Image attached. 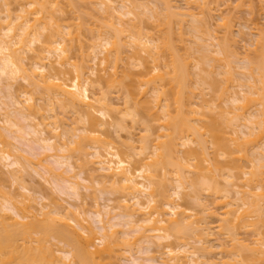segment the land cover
Instances as JSON below:
<instances>
[{"label": "bare ground", "instance_id": "6f19581e", "mask_svg": "<svg viewBox=\"0 0 264 264\" xmlns=\"http://www.w3.org/2000/svg\"><path fill=\"white\" fill-rule=\"evenodd\" d=\"M61 1L64 0H0V94L10 95L11 98L10 104L0 101L3 105H0V123L4 125L0 126V130L3 129L0 131V264H106L105 255L110 257V254L120 250L119 247H124L122 256L127 257L125 254L132 255L138 244V247L147 248V254H151L152 257L148 255L145 259L148 264H213L212 259L210 262V258H206L213 250L222 256V262H218L221 264H249L253 261L262 263L264 34L252 32L255 36L251 34L253 38L242 34L248 37V41L244 39L248 45L256 46L257 50L252 51L256 54L250 51L253 56L247 55L246 59L244 58L247 67L246 73H241V76L244 77L245 83L229 87L235 90L238 86L241 91H230L229 88L218 86V82H214L216 85L211 82L208 83L210 86L207 84V80L216 75L219 79L220 73L231 78L227 82L234 83L237 74L233 73L232 59L240 57L232 48L228 49V46H233V40L224 37L227 40L222 39L221 42V38L218 39L215 33V36L211 33L212 30H209L210 34H202V37V30L198 25L200 22H196L195 26L194 22L199 20L192 10H203L206 0H184L185 6L175 4L176 0H146L147 3L153 4V9L148 4L139 5L140 3L133 0H122L121 3L118 0L119 3L114 0H65L66 7L74 8L72 11L75 14L83 11L80 9L82 6L88 8L89 5H94L92 8L99 10L100 15H107L105 17L108 22L107 18L102 19L103 22L106 21L105 25L102 26L101 21L99 25L96 24L99 30L94 29L98 30L95 31L98 33L92 43L90 39L85 38V28H88V25L80 16L79 20L86 26L81 24L78 27L83 25L84 30L76 25L72 28L70 24H59L56 14L61 12V9H58ZM157 3H161L163 7L155 6ZM16 5L20 7L19 13L17 10L14 13L15 10L12 9ZM137 10L141 13L150 11L152 19L162 20L163 23L159 22V26L168 29L164 42H161V39L159 42L149 33L148 36L145 29H139L138 26L143 24V20L139 19L142 15L138 17L135 12ZM185 18L189 20L186 21ZM139 21L141 24L137 23ZM185 22L187 27L192 24L189 25L192 29L188 33H196L197 40L203 42L209 37L208 40L211 39L213 43L207 42L213 47L217 43L219 48L215 50L208 47L209 44L200 42L196 53L199 51L200 58L204 61L195 63L196 67L193 63L197 60L193 56L196 53H192V57L188 55L190 50H195L188 49L190 45H187L188 56H183L184 59L175 46L176 39H172L174 35L171 33L175 32L172 30L175 28L172 24L175 23V26L179 27L176 32L183 38ZM223 25H228L232 33L227 21ZM206 35L208 36L205 37ZM224 40L226 42H223ZM182 42L185 43L184 40ZM85 45L91 52L89 58L81 55L82 58L76 61L72 50L79 46L80 53L87 57L86 52L89 50L86 51ZM204 48L215 52H206ZM203 50L208 54L202 53ZM210 54L215 56L211 57ZM221 56H224V59ZM221 58L223 60H220ZM98 66L102 69L100 72L97 71ZM134 68H138L140 72L133 70ZM202 74H205V77L202 78ZM232 74L235 75L234 79ZM193 75L199 76L201 80L192 78ZM189 80L194 81V84ZM239 80L243 81L242 78ZM20 81L26 83L25 87L22 86L24 89L20 86V90H15ZM241 81L236 80L238 83ZM191 84L194 86L191 87ZM91 88L97 89L96 93L93 94ZM211 88H218L219 92L210 90ZM115 90L121 94V99L123 97L126 112L121 111V115L124 120L129 118L136 124L138 119L150 115L152 117L149 118L155 117L153 120L159 125L154 128V124H150L155 121L150 122L149 118H145L149 122L145 123L146 134L140 137L139 147L136 146L137 141L135 142L132 132L126 133L124 150L119 147L121 143L109 140L110 128L118 135L126 129L123 122L118 121L120 112L112 96ZM205 90L214 95L212 98L216 97L217 100L211 98V101H214V107H218L219 111L216 110V113L220 112L219 115L213 113L214 107L209 106ZM149 94L154 97L150 99ZM198 100H202V103ZM169 101L174 102V105ZM216 102L219 105H216ZM254 103L262 107L258 113ZM57 105L74 113L78 117V123L83 125L82 128H73L71 125L66 128L67 125L63 123L65 120H59L58 114H54ZM175 105L176 113L170 109ZM222 105L225 108H222ZM139 108L145 109L140 111L144 112L143 118ZM254 111L256 114L252 115ZM174 113H178L179 119L175 115L172 116ZM23 121L29 124L24 127ZM152 127L159 131H152ZM244 128L248 132L243 133V130L241 133L251 138L247 142L251 148L248 144L240 143L243 137L239 136V130ZM153 132L157 133V136ZM29 136L33 137L32 141L27 139ZM10 138L30 146L32 156H25L18 146H11V143L7 142ZM33 142L37 143L41 150H49L51 153H34V147L31 146ZM88 148L92 152L88 153ZM256 151L260 153L257 154ZM255 155L257 158H253ZM223 157L226 158L228 170L219 161L223 160ZM51 160L67 169L60 172ZM246 163L250 170L245 169ZM40 168L44 172L42 175ZM28 169L36 174L38 170V175L43 176L46 183H50L52 179L62 182L65 185L63 189L66 190L62 192L71 193L80 203L69 204L72 208L58 204L53 199H49V204L43 203L47 199L43 192L40 191L42 195L37 198V187L27 182V174L30 176ZM89 172L97 174V177ZM87 173L92 174L89 175L91 186H83L79 181H86L81 179V175ZM219 178L223 180L220 181ZM168 183L170 187L167 186ZM96 186H108L106 188L116 190L115 193L119 191L122 197L116 205L101 207L102 209L95 207L97 209L94 213L99 224L97 228L87 218V199L90 196L81 193L82 188L90 190ZM220 186L224 187V190ZM15 188L18 193H14ZM167 189H170L171 194ZM201 192L218 198L216 197L215 201L212 196L214 201L208 204L209 201L202 199ZM219 198L222 203L218 202ZM183 200H190L188 204L193 203L192 200L196 201L202 216L195 214L192 208L188 209L190 207L181 206L183 203L179 201ZM214 202L217 203L213 204ZM195 204L192 206L196 207ZM219 205L223 211L218 214L216 212ZM212 208H216V212ZM210 218H217L220 232L215 228L217 226L215 229L211 227L216 220L211 224ZM115 219L117 222H114ZM213 229L215 233H211ZM240 229L251 230L257 241L255 242V238L254 241L248 239L244 244L246 240H240L237 235ZM212 234L222 235V238L226 235L229 237L222 239L218 236L219 239L214 235L212 239ZM186 235H192L189 236L191 239ZM183 236L188 237L190 242ZM173 238L178 242L172 244L170 240ZM191 240H194L195 244L191 243ZM223 240L228 241L222 242ZM165 241L166 245L161 246ZM249 242L252 243L251 247ZM228 244L232 245H229L231 250H227ZM144 248L139 249L142 251ZM153 248L162 251L155 249L157 252L153 253ZM130 256L127 257V262H130L128 264H145L142 263L144 259Z\"/></svg>", "mask_w": 264, "mask_h": 264}, {"label": "rangeland", "instance_id": "374dc122", "mask_svg": "<svg viewBox=\"0 0 264 264\" xmlns=\"http://www.w3.org/2000/svg\"><path fill=\"white\" fill-rule=\"evenodd\" d=\"M106 1V0H105ZM114 1H117V0H114ZM120 3L121 2H123L122 0H118ZM117 1V2H118ZM125 1H127V0H125ZM132 1V0H131ZM133 1H136V2H138V4L139 5H144L143 3H145V4H148V6L151 8V9H153V4H151L150 2L149 3H147V1H149V0H133ZM151 1V0H150ZM181 0H176V2L177 3H175V4H177V5H179L180 4V6H185V3H186V1H184V0H182V2H180ZM184 1V2H183ZM187 1H190V2H193L194 0H187ZM118 2V3H119ZM180 2V3H179ZM181 3H183V4H181ZM130 4V3H129ZM129 4H128V6H129ZM192 4V3H191ZM66 5H67V3H66V1L64 0V1H61V6H59L60 8H58L61 12H57V21H59V24L60 25H63V24H70V26L72 27H74L75 28V25L77 26V28H79L78 26H80L81 24H84V23H81V21L79 20V16L82 18V19H84V21L86 22V24L88 25V28H85V32H86V35H87V37H85V38H88V39H90V41H91V43L94 41L93 40V38H94V36L96 35V33H98V32H95V31H98L99 29H98V26L97 25H99L100 24V21H101V25L103 26V25H105L104 23L107 21L108 22V18L107 17H105V16H107V15H105V16H102V15H100L101 13H99V10H95V9H93L94 8V5L92 6V5H89L90 7H86V6H82V7H80V9H83V11H79V12H81V13H77V14H75L74 13V11H72V9L74 10V8H72V9H70V7H66ZM159 4L157 3V5H155V6H158ZM100 6V5H99ZM159 6H161V7H163L162 6V4L160 3V5ZM93 7V8H92ZM96 7H98V5H96ZM101 7V6H100ZM130 7V6H129ZM132 7V6H131ZM17 8V9H16ZM20 9V7H17V5L16 6H14L12 9H14L13 11H14V13L16 12V10H17V12L19 13V9ZM160 7H158V9H159ZM98 9H100V8H98ZM156 10V9H155ZM76 11V10H75ZM141 11V10H140ZM136 12V14L138 15V17H141L140 15H142V17L141 18H139V19H142L143 21V24L142 25H140V26H138L139 27V29H145V31L147 32L146 34H151V35H153V37H155L156 39H158V41L160 42V39H161V42H164V39L167 37V32H168V29L165 27V26H162V25H160L159 26V22H161V23H163L162 22V20L161 21H156V20H154V19H152L151 18V12L150 11H146V13L145 12H142V13H144V15L141 13V12H139L138 10L137 11H135ZM192 12L195 14H197V18H198V20L199 21H195L194 23H198V22H200L198 25H199V27L201 28V36H202V34H204L205 32H209V30H212L213 32H211L212 34L213 33H215V35L216 36H218V39L219 38H221V39H219L221 42H222V39H225L226 37H227V39L228 40H233V46H228V49L229 50H231V48L234 50L233 52L234 53H236L237 52V56L238 57H240V58H237V59H232V67H233V73L236 75L237 74V78H236V80H238V81H241V80H239V79H241L242 78V80L244 79V77L243 76H241L242 74L241 73H243V75H244V72L246 73V68L245 67H247V65L244 63L245 62V57H247V55H251V56H253L254 54H256V53H254V52H252V51H254L253 49H256V46H254V47H250V45H248V39H246V38H248V37H246V36H243L242 34H244V35H248L249 36V38H253V36H254V34L253 33H262V34H264V0H206V6L204 7V9L203 10H199V9H194V11L192 10ZM17 13V14H18ZM78 15V16H77ZM90 15V16H89ZM83 16V17H82ZM78 17V18H77ZM104 17V18H103ZM147 19H146V18ZM77 18V19H76ZM105 18H107V20L106 21H104L103 22V20L102 19H105ZM100 19V20H99ZM191 19V21H194V19H192V18H190ZM223 19V20H222ZM127 20V19H126ZM137 20V19H136ZM185 20H186V18H185ZM187 20H189L188 18H187ZM186 20V21H187ZM225 21H227V23H229V26L231 27V31H232V33H230V29H228L229 27H227V26H225V25H223L222 26V24H224V22ZM103 22V23H102ZM141 21H139V22H137V23H140ZM174 22V21H173ZM176 22H178L177 20H176ZM189 22V21H188ZM79 23V24H78ZM98 23V24H97ZM165 23V22H164ZM187 22H185L184 24H183V26H185L184 28H183V30L182 29H180V30H182V36H184L183 38L180 36V33L178 32H176V31H179V27L178 26H175L176 24L175 23H173L172 25H174V29H172V30H174L173 32L174 33H171L170 31V29H171V26L169 25V27H170V31H169V33L168 34H173L172 36V39L174 40V39H176V40H174L175 41V46H176V48H178V51H180L179 53L182 55V57L183 56H188V55H190V57H192V53L193 54H195L196 53V49L197 48H199L198 46L200 45V42L201 43H206V44H209L210 42L211 43H213V41H211V39H210V41L208 40L209 39V37H207L208 35H206L205 37H207L208 39H206V38H202V39H206V41L205 40H203V42H202V40H197V37L195 36V34L196 33H188V32H191L190 30L192 29V28H190L191 26H189V25H192V24H189L188 25V27L190 28H188L187 27V24H186ZM190 23H192V22H190ZM193 23V24H194ZM197 23L195 24V26H197ZM86 24H84L85 26H86ZM97 24V25H96ZM141 24V23H140ZM179 24V23H178ZM180 26H182V25H180ZM225 26V27H224ZM72 27V28H73ZM82 27H83V25H82ZM82 27H80L81 29H82ZM144 27V28H143ZM199 27H197V28H199ZM79 28V29H80ZM178 28V29H177ZM225 28H227V30H228V32H227V30L225 29ZM94 29H98V30H94ZM100 29H101V27H100ZM105 28H103V30H104ZM208 29V30H207ZM73 30V29H72ZM82 30H84V29H82ZM205 30H207V31H205ZM101 31V30H100ZM105 31V30H104ZM102 32L103 33V35L105 36L106 34H104L105 32ZM133 31H136V30H133ZM132 31V32H133ZM138 31V30H137ZM136 31V32H137ZM144 31V32H145ZM193 31V30H192ZM83 32V31H82ZM186 32H187V34H186ZM253 32V33H252ZM84 33V32H83ZM46 34H48V33H46ZM149 34H148V36H149ZM190 34V35H189ZM199 33H197V35H200ZM209 34H210V32H209ZM251 34H253V36L251 35ZM85 35V34H84ZM186 35H188L186 38H185V36ZM214 35V34H213ZM214 35V36H215ZM127 36V35H126ZM166 36V37H165ZM178 37H180V38H178ZM199 37V36H198ZM203 37V36H202ZM225 37V38H224ZM255 37V36H254ZM171 38V37H170ZM182 38V41L184 40L185 41V43H183L180 39ZM163 39V40H162ZM169 39V38H168ZM167 39V40H168ZM227 39H225V40H227ZM247 40V41H245V40ZM196 40V41H195ZM223 41V42H226V41ZM251 40V39H250ZM85 41H87L86 39H85ZM169 41V40H168ZM168 41H165V42H168ZM170 41H171V39H170ZM169 41V42H170ZM181 41V42H180ZM195 42V43H193V42ZM205 41V42H204ZM207 41H209V43L207 42ZM216 41V40H215ZM231 41H229V43L231 42ZM88 42V41H87ZM89 43V42H88ZM90 43V44H91ZM170 43H174V42H170ZM84 44H86L85 42H84ZM226 44V43H225ZM250 44V43H249ZM189 47H188V46ZM215 46L213 47V45H210L209 44V46L208 47H210V48H213V49H215V48H218V46H217V43H215L214 44ZM227 45V44H226ZM229 45H231V44H229ZM86 46V45H85ZM174 46V47H175ZM186 47H188V49H194L195 51H192L191 52V50L189 51V53H188V55H187V51H186ZM204 47L206 48V45H204ZM37 48H38V46H37ZM88 48V46H86V51L87 50H89V49H87ZM200 48H203V47H200ZM204 48V49H205ZM127 49V48H126ZM219 49V48H218ZM198 50H200V49H198ZM206 50V49H205ZM205 50H203V52L202 53H205L204 51ZM212 49H210V51L208 50H206V52H215V50H212ZM257 50V49H256ZM73 51V52H72ZM71 52H72V54L75 56V59H76V61H79L78 59L81 57V55L83 56V57H85V58H89V56H90V54H91V52H90V50H89V52L87 53L86 52V54H87V57L86 56H84L82 53H80V48H79V46H76L75 47V49H73ZM250 51L252 52V53H254L253 55L250 53ZM84 52H85V50H84ZM195 52V53H194ZM257 52V51H256ZM206 54H208V53H205V55ZM211 55V57H214V56H212V54H210ZM193 56H195L194 57V59H197V60H195V62H193L194 64L195 63H199L200 61H204V60H202L200 57H201V54H199V51H197V53L195 54V55H193ZM218 56H220V55H218ZM101 57V56H100ZM190 57H188L189 59H190ZM202 57H203V55H202ZM210 57V56H209ZM217 57V56H216ZM221 57H223V59H224V56H221ZM256 57V56H255ZM82 58V57H81ZM184 58V57H183ZM199 58V59H198ZM245 58V59H244ZM253 58V57H252ZM185 59V58H184ZM189 59H187V61H190V60H193L192 58L189 60ZM209 59V58H208ZM215 59V58H214ZM217 59H219V58H217ZM222 58L220 59V60H223ZM244 61H243V60ZM55 60V59H54ZM53 60V61H54ZM82 60V59H81ZM80 60V61H81ZM240 60H242V61H240ZM238 61H240L239 63H237ZM164 62V61H163ZM165 62H168V61H165ZM184 62L185 63H187L185 60H184ZM209 62V61H208ZM215 62H217V61H215ZM221 62V61H220ZM220 62H217V63H220ZM191 63V62H190ZM214 63V62H213ZM221 63H224V61H222ZM237 63V64H236ZM200 64H204V63H200ZM208 64H210V63H208ZM192 64H190V66H191ZM213 65V64H212ZM222 65V64H221ZM223 65H225V64H223ZM197 65L195 64L194 65V67H196ZM203 66V65H202ZM208 66V65H207ZM214 66V65H213ZM206 67V66H205ZM216 67H218V66H216ZM220 67V66H219ZM222 67V69H224L223 68V66H221ZM245 68V69H244ZM137 69V71L139 70L138 68H134L133 70H136ZM163 69H164V67H163ZM166 69V68H165ZM164 69V70H165ZM206 70H208L207 68H205ZM209 69H211L210 67H209ZM100 70H102V69H100V67L98 66L97 67V71L98 72H100ZM169 69H167V71H168ZM195 70V69H194ZM211 70H213V69H211ZM210 70V71H211ZM217 70V69H216ZM219 70V69H218ZM196 71H198V70H196ZM221 71H223V70H221ZM234 71H237V72H234ZM135 73H138V72H140V71H138V72H136V71H134ZM194 74H195V71L193 72ZM216 73H218V72H216ZM216 73H214V74H216ZM99 74V73H98ZM197 74V73H196ZM201 74V73H200ZM240 74V75H239ZM220 75V77H219V79L218 78H216L217 77V75L213 78V79H210V80H207V84L208 83H212V84H214V82L215 83H217L218 84V86H223V87H225V88H229L230 86H236V85H238L239 86V84H241V83H245V81L243 80V81H241L240 83H238V82H236V80H234V83H232V81H231V83H229V82H227V80L228 81H230L231 80V78L228 76H224V75H222L221 73L219 74ZM226 75V74H225ZM235 75H233L232 74V79H234L235 77ZM194 76V75H193ZM197 76V75H196ZM196 76H194V77H192V78H195ZM202 78L203 77H205V74H202V75H200ZM222 76V77H221ZM95 78V77H94ZM197 79H199V81L201 80V78H199V76L198 77H196ZM227 78H230V79H227ZM96 79V78H95ZM197 79H195L196 80V82L198 81ZM215 79H218L217 81H215ZM92 80V79H91ZM212 80V81H211ZM221 80V81H220ZM189 81H192V80H189ZM198 81V82H199ZM227 83V84H226ZM236 83H238V84H236ZM22 84V85H21ZM26 83H24V82H21L20 81V83H18L17 85L18 86H16V88H15V90L17 89V90H20L21 88H22V86L23 87H25L24 85H25ZM192 84H194V81H192ZM191 84V87L192 86H194V85H192ZM197 84V83H196ZM211 84H208V86H210ZM214 85H216V84H214ZM21 86V88H19ZM197 86H199L198 84H197ZM196 86V87H197ZM226 86H228V87H226ZM238 86L235 88V90H234V88L232 87V88H229V90L231 91H237V92H240L241 90L238 88ZM24 88H22V90H23ZM207 89H209V87H207ZM214 89V88H213ZM212 88L210 89V90H213ZM195 90H197V89H195ZM214 90H216V91H218L219 92V90H218V88L217 89H214ZM90 91L94 94V93H96V91H97V89H93V88H91L90 89ZM117 90H115L114 91V93L115 94H112V96H114V98H115V100L113 101L114 102V104L116 105V106H118V111L120 112V114H119V116H118V118H119V122H123V124H124V126H126V129H125V131H121L120 133H119V135L116 133V132H114V129H111L110 128V134H108V136L110 135V139L109 140H111V139H113V140H115V142L116 141H118V143H121L120 145H119V147L121 146V148L120 149H123V148H125L124 146H123V143L126 141V139H127V132H132V134H133V136H134V138H135V142H136V146L137 147H139V145H140V143L141 142H139L140 140H141V138L143 137V135H145L146 133H144L145 131H144V128H146V126L145 125H147V124H145L146 122H152V120H153V118L155 119V117H153V118H149V117H152V116H148V117H145V118H149V121H147L148 119H145V118H143L144 117V112L143 113H141L140 111H142L144 108H142V109H140L139 108V112L141 113V115H143L141 118H143V119H138L139 120V122H137L136 124H134L129 118H127V119H123V115H121V111H124V112H126L125 110H124V102H123V97H122V99H121V94L119 93V92H116ZM206 91V100H208V104H209V106L211 107V108H213L214 107V104L215 103H213L214 101H211L212 99L213 100H217V99H215V98H212V96H214L213 94L211 95V92L210 91H208L207 92V90H205ZM247 91V90H246ZM5 92H7V91H5ZM12 92H14V89L12 90ZM197 92V91H196ZM222 92V91H221ZM118 93V94H117ZM13 94H15V92L13 93ZM244 94V93H243ZM6 94H0V101H2V103L4 102V103H6V102H8L9 104H10V100H11V98L8 96V95H6ZM120 95V96H119ZM5 96V97H4ZM245 96V95H244ZM9 97V98H8ZM150 99H152L154 96H153V94H149V96H148ZM241 97V96H240ZM239 97V98H240ZM7 98V99H6ZM113 98V97H112ZM212 98V99H211ZM255 98H256V96H255ZM9 99V100H8ZM223 99H226V98H223ZM222 99V101H224ZM242 99V98H241ZM219 100V99H218ZM202 101V100H201ZM200 100H198V102L199 103H202ZM242 101H245L244 99H242ZM212 102V103H211ZM219 102V101H218ZM218 102H216V105H219L218 104ZM2 103H0V105L2 104ZM7 103V104H8ZM117 103V104H116ZM169 103H173V105H174V102H171V101H169ZM221 103H223V102H221ZM244 103V102H243ZM252 103V102H251ZM170 104V105H171ZM255 104V103H254ZM252 105L253 107H255V105ZM124 105V106H123ZM225 105V104H224ZM2 107H3V105H1ZM56 106V105H55ZM223 106V105H222ZM221 106V107H222ZM226 106V105H225ZM225 106H223L222 108H225ZM227 106H230V105H227ZM239 106H241V105H239ZM251 106V107H252ZM176 107V105L175 106H171V110H173L172 112H174L175 111V108ZM215 109L213 110L212 109V111H213V113H215V114H220V112L219 113H216V110H218V107L217 106H215L214 107ZM256 110H257V112L256 111H254V113L252 114V112H250V114H252V115H255L256 113H258V111L259 110H261L262 109V107H259V106H257L256 105ZM261 108V109H260ZM68 109V108H67ZM227 109V108H226ZM71 110V109H70ZM170 110V111H171ZM177 110V109H176ZM253 110V109H252ZM255 110V109H254ZM143 111H145V109L143 110ZM184 111H186L187 112V110L185 109ZM215 111V112H214ZM219 111V110H218ZM239 111H241V110H239ZM250 111V110H249ZM248 111V112H249ZM55 112L56 113H54V114H58V118H59V120H61L62 121V119L63 120H65V121H63V123L65 124V125H67L66 126V128L69 126V125H71L73 128H76V127H80V128H82V126L83 125H80V123H78L79 122V120H77L78 119V117L76 116V115H74V113H72L71 111H69V109L66 111L65 110V108H60V105H59V107H58V105H57V107H56V109H55ZM65 112V113H64ZM147 112V111H146ZM241 112H244V111H241ZM241 112H239V113H241ZM247 112V113H248ZM256 112V113H255ZM175 113H176V111H175ZM175 113L174 114H172V116L173 115H175ZM178 114V113H177ZM175 115V117H179L178 115ZM186 114V113H185ZM140 114H139V116H138V118H140V116H141ZM146 115V114H145ZM187 115V114H186ZM213 115V114H212ZM245 115H247V114H245ZM183 116V115H182ZM184 117V116H183ZM182 117V118H183ZM216 117V116H215ZM248 118H250V116L248 117ZM145 119V120H144ZM179 119V118H178ZM153 121H155V120H153ZM158 122H162V121H158ZM22 124H23V126L25 127V126H27L29 123L28 122H22ZM152 124H154V125H152ZM157 124V121H155L154 123H151L150 125H152L154 128H156L157 126H159V125H156ZM80 125V126H79ZM156 125V126H155ZM0 126H2V127H4V125L3 124H1L0 123ZM152 127V131L154 130V132L157 130V129H154ZM159 128V127H158ZM77 129H79V128H77ZM1 130L3 131V129L1 128ZM0 130V131H1ZM28 130V129H27ZM109 130V129H108ZM244 130V132L243 133H247L248 132V130L247 129H241V130H239V136H242L243 138L240 140V143H242V144H248V146L251 148V145H249V143H247L248 141H249V139L251 140V138H249V137H246V136H243L242 135V131ZM157 131H159V130H157ZM4 132H5V130H4ZM153 132V134L155 135V136H157L155 133ZM160 132H163V131H161L160 130ZM3 133V132H2ZM5 134V133H4ZM108 136H107V138H108ZM155 136H153V138L155 137ZM120 137V138H119ZM141 137V138H140ZM27 139H29L30 141H32V139H33V137H27ZM253 139V138H252ZM112 140V142H114ZM125 140V141H124ZM124 141V142H123ZM7 142H10L11 143V146H18V148L20 149V151L22 152V154H24L25 156H28V157H31L32 155L31 154H33V152H31L30 151V146H28V145H26V143H24L23 145L22 144H20V143H18V142H16V141H14V140H12L11 138L9 139V140H7ZM9 143V144H10ZM251 144H252V142H251ZM13 146V147H14ZM31 146L32 147H34V153H46V154H50L51 152L49 151V150H47V151H43V150H41V148H40V146L39 145H37V143H35V142H33V144H31ZM141 146V145H140ZM0 148H1V146H0ZM90 148V147H89ZM87 149L86 151L89 153V152H92L91 151V149ZM212 148V147H211ZM88 150H90V151H88ZM124 150V149H123ZM255 150H257V149H255ZM254 150V151H255ZM20 152V153H21ZM257 152V154L258 153H260L259 151H256ZM253 154H256V153H253ZM256 154V155H257ZM254 156L253 158H257V156ZM219 159H221V157L219 158ZM224 161H225V159L226 158H222ZM252 159V158H251ZM89 160H91V158L89 159ZM223 160H219L220 161V163L224 166V167H226V169L228 168V165H227V161H223ZM256 160V159H255ZM52 164H54V166H55V168L56 169H58L60 172H62V171H64V170H66L67 168L65 167V166H58V165H56L55 163H54V161L53 160H51L50 161ZM80 163H81V161H79ZM229 163V162H228ZM226 164V165H225ZM248 163H246L244 166L246 167L245 169H248V170H250L249 169V167H248V165H247ZM89 165V164H88ZM87 165V166H88ZM90 167H93L92 165H90ZM248 167V168H247ZM39 169V168H38ZM85 169H87V167L85 168ZM91 170H92V168H90ZM89 169V170H90ZM193 169V168H192ZM225 169V170H226ZM29 170V169H28ZM88 170V169H87ZM228 170V169H227ZM40 173H41V175L42 174H44V172H42L43 170L40 168ZM191 171H193V170H191ZM247 171V170H246ZM87 172V171H86ZM40 173H38V170H37V174L34 172V171H32V170H29V175L30 176H28V174H27V177H28V179H27V182L29 181L30 182V184H33L34 186H35V188L37 187V193H39L38 195H37V198H38V196L39 195H42L41 193H40V191H42L43 192V195L47 198L46 200H44V202L43 201H41V200H39V201H41V202H43V203H47V204H49L50 203V200L49 199H53V200H55L56 202H58V204H63V205H65L66 207H68V208H72L71 206L73 205V204H79L80 203V201H77V199L71 194V193H69V192H66L67 194H64L63 192H65L66 190L65 189H63V188H65V185L62 183V182H58V181H55V180H51L50 181V183L48 182V183H46L45 182V179L44 178H42L40 175H38V174H40ZM89 173H93V172H89ZM89 173H87V174H82L81 175V179H85L86 181H83V180H79L80 181V183L83 185V186H91V183H90V180H89V175H92V174H89ZM162 173H164V171L162 172ZM161 173V174H162ZM93 176H95V177H97V174H95V173H93ZM44 177H46V176H44ZM168 178H171V177H168ZM222 178H219V180L220 181H222L221 180ZM167 180V179H166ZM171 180V179H170ZM165 182V181H164ZM171 182V181H170ZM167 183V182H166ZM39 184H41V185H39ZM220 184H221V186H223L222 184L223 183H221L220 182ZM225 184V183H224ZM42 185H43V188H42ZM164 185H166V184H164ZM33 186V187H34ZM168 187H170V185H169V183H168V185H167ZM220 186V188L221 189H223L224 187H221ZM225 186H226V184H225ZM106 187H108V186H106ZM100 188V187H98V186H96L94 189H90V190H87V189H85V188H82L81 189V193L82 194H86V196H88L87 194H89V198L87 199V202H88V204H87V218H88V220H89V222L91 223V224H93V226L94 227H98L99 226V224H98V218H97V216H96V214L94 213V211L99 207L100 209H102L101 207H105V206H109V205H116L118 202H119V200H121V198L122 197H120L121 195H120V193H119V191L117 192V193H115L116 192V190H112V189H110V188ZM164 188H166V187H164ZM41 189V190H40ZM225 189H228V188H226L225 187ZM64 190V191H63ZM109 190H111V191H109ZM168 190V193H169V191H170V189H167ZM190 190V189H189ZM224 190V189H223ZM8 191H9V189H8ZM13 191H14V193H18V190H17V188H15V189H13ZM63 191V192H62ZM191 193H192V189H191ZM203 192H201V194H202ZM167 194V193H166ZM169 194H171V193H169ZM207 194H209V193H203V196H202V199L203 200H205L206 202H208V204L210 203V202H213L214 200L216 201L217 200V198H218V196H215V198H214V196L213 195H207ZM168 195V194H167ZM213 196V199L211 198ZM49 197V198H48ZM217 197V198H216ZM40 198V197H39ZM87 198V197H86ZM233 198V197H232ZM221 198H219L218 199V202H220L219 200H220ZM49 200V201H48ZM223 200V199H222ZM162 201H164V200H162ZM188 202L190 201V200H187ZM193 201V203L192 202H190V203H192V205H194L195 203H196V201H194V200H192ZM227 200H225V202H226ZM188 202H186V200H183V201H179V203H183V205H181V206H183L184 208H187V207H190V208H188V209H190L191 210V208H192V211L195 213V214H197L198 216H202L201 215V213H202V211H200V209H199V207H198V204L196 203L195 205H196V207L195 206H192V205H190V203L188 204ZM238 202V201H237ZM176 203H178V201L176 202ZM215 203H217V202H214L213 204H215ZM220 203H222V202H220ZM69 204H72V205H69ZM96 204H99V205H96ZM204 204H206L205 202H204ZM219 204V203H218ZM217 204V205H218ZM238 204L240 205V203L238 202ZM237 204V205H238ZM189 205V206H188ZM216 205V206H217ZM64 206V207H65ZM209 206V205H208ZM214 206V205H213ZM95 207H97V208H95ZM182 207V208H183ZM210 207V206H209ZM212 207V206H211ZM222 206H220L219 205V207H218V210L216 209V208H212V209H216L217 210V212H216V210L214 211V212H216V213H222V211L223 210H221L220 208H221ZM104 209V208H103ZM201 209H202V207H201ZM203 210V209H202ZM198 212H199V214H198ZM210 219H212L211 221H209L210 223L211 222H214V220H216V222L218 223V224H216V222H214L213 224H214V226H211V227H215V226H217V227H215L216 229H219L218 227V225H219V222L217 221V218H210ZM256 220H251V222H255ZM114 222H117V219H115V221ZM212 224V223H211ZM214 228V229H215ZM213 229V231L211 232V233H215V230ZM263 229V228H262ZM261 229V230H262ZM241 231H240V233L239 232H237V235H239V239L240 240H246L245 242H244V244H246L247 243V241H248V239L249 240H255V242L257 241V238H255V237H253L254 236V234H253V232L251 231V230H249V231H247L248 229H245L246 231H244L243 229H240ZM219 232H220V229H219ZM218 232V233H219ZM214 235L215 234H212V236L211 237H213L212 239H214ZM186 236H191L192 237V235H186ZM215 236H217V238H219L220 239V237H218V236H221V238H222V235H215ZM184 237L183 236V238H187L188 240H189V242H190V239H191V237ZM226 238L227 237H229V236H225ZM225 237H223L222 239H224ZM182 238V239H183ZM225 238V239H226ZM255 238V239H254ZM176 238H173V239H171L170 240V242L172 243V242H178V240L176 241L175 240ZM187 239H184V240H187ZM193 239V238H192ZM219 239H217V240H219ZM228 239H230V238H228ZM183 240V241H184ZM51 241H53V239L51 240ZM219 241H221V240H219ZM225 240H223L222 242H224ZM228 241V240H227ZM227 241H225V242H227ZM230 241V240H229ZM54 242H56L55 240H54ZM169 242V241H168ZM252 242V241H251ZM251 242H249V245H250V247H251V245H252V243ZM53 243V242H52ZM191 243H193V244H195L194 243V240H193V242H192V240H191ZM228 243H230V242H228ZM168 244V243H167ZM172 244H174V243H172ZM214 244H217L216 242H214ZM227 244V243H226ZM254 244V243H253ZM137 245V244H136ZM140 244H138V246H139ZM164 245H166V241L165 242H163L162 244H161V246H164ZM229 245H231V244H228V249L227 250H229L230 249V247L232 246H229ZM118 246H120V245H118ZM136 247L135 246V251L133 250V252L134 253H132V255L131 254H125V256H127V257H129L130 255L131 256H135V258H141V259H144L143 261L144 262H142V263H145V262H147V261H145V259H147V257H149L148 255H150L151 256V254H147V252H148V250H146L147 248H144V246H142L144 249L141 251V249H139V248H142V247ZM198 246H200V245H198ZM227 246V245H226ZM145 247H147V246H145ZM116 249L118 248L117 246L115 247ZM120 248V250L118 251H116V253H113V254H110V257L108 256V254L107 255H105L104 256V258H106V260H105V263L106 264H128V263H130V262H127V257H124V256H122V255H124V253H122L123 252V248L124 247H119ZM151 249V248H150ZM155 249H158V248H155ZM154 248L152 249L153 250V253L155 252H157V250H155ZM217 249V248H216ZM231 250V249H230ZM114 251V252H115ZM158 251H162V250H159L158 249ZM247 251V250H246ZM249 251V250H248ZM149 252H152V251H149ZM210 254V256L208 257V255ZM208 255H207V257L206 258H210L209 260H210V262H211V259H212V263L213 264H221V263H218V262H222V260H223V258H222V256H220V253L219 252H217V251H215V250H213L211 253H209ZM246 254H248V253H246ZM249 254H251V253H249ZM113 255V258H111V256ZM245 255V254H244ZM130 256V257H131ZM154 256V255H153ZM156 256V255H155ZM158 256V255H157ZM224 256V255H223ZM251 256V255H250ZM123 257V258H122ZM152 257V256H151ZM247 258H249V256H246ZM222 258V260H220ZM126 261H125V260ZM140 259V260H141ZM248 260H250V259H248ZM104 261V260H103ZM249 262V261H248ZM252 264V263H255V264H263L264 263V261L262 262V263H260L259 261H253V262H249V264ZM145 264H148V263H145Z\"/></svg>", "mask_w": 264, "mask_h": 264}]
</instances>
